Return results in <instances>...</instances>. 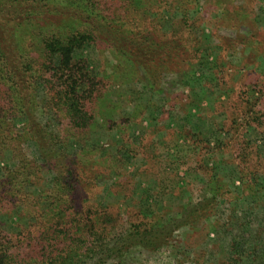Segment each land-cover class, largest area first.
<instances>
[{
  "label": "rangeland",
  "instance_id": "1",
  "mask_svg": "<svg viewBox=\"0 0 264 264\" xmlns=\"http://www.w3.org/2000/svg\"><path fill=\"white\" fill-rule=\"evenodd\" d=\"M97 1L103 16L125 25L128 38L157 42L159 59L130 79L128 66L107 48L82 54L102 80L87 144L101 159L120 161L78 167L79 177L101 180L92 191L116 213L143 207L163 217L197 203L208 179L225 185L202 223L178 227L160 249L132 245L98 264H264V0ZM39 96L45 98L41 90ZM42 121L54 131L63 125L50 114ZM22 149L34 159L31 144ZM75 150L68 144L66 155ZM0 164L13 165L8 156ZM246 168L256 174L244 171L240 179L237 171ZM31 181L37 196L51 176L38 171ZM250 181L257 182L253 193ZM83 194L90 192L75 196ZM29 222L28 215L0 214L9 236Z\"/></svg>",
  "mask_w": 264,
  "mask_h": 264
},
{
  "label": "trees",
  "instance_id": "2",
  "mask_svg": "<svg viewBox=\"0 0 264 264\" xmlns=\"http://www.w3.org/2000/svg\"><path fill=\"white\" fill-rule=\"evenodd\" d=\"M125 28L103 16L97 0H0V163L6 156L13 163L0 164V214L13 211L30 221L16 236L0 225V264H98L122 257L132 245L157 250L175 229L202 223L214 212L225 186L221 180L208 179L197 203L163 217L140 211L143 207L116 213L92 191L101 188V180H82L76 172L120 161L101 159L87 144L96 128L102 80L82 54L107 48L128 66L130 79L159 59L157 42L128 38ZM49 114L58 124L63 121L56 131L42 121ZM70 143L76 150L66 155ZM24 144L35 148L34 159L24 154ZM43 170L51 184L35 196L31 179ZM244 171L256 174L239 170L240 179ZM256 185L250 181L248 192ZM79 189L90 195L77 199Z\"/></svg>",
  "mask_w": 264,
  "mask_h": 264
}]
</instances>
